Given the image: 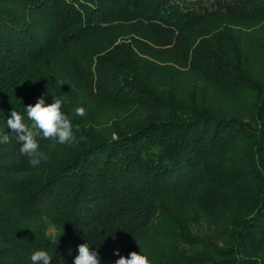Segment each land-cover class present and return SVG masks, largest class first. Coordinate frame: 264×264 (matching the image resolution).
I'll list each match as a JSON object with an SVG mask.
<instances>
[{"label": "trees", "instance_id": "1", "mask_svg": "<svg viewBox=\"0 0 264 264\" xmlns=\"http://www.w3.org/2000/svg\"><path fill=\"white\" fill-rule=\"evenodd\" d=\"M262 29L264 0H0V264H264ZM42 96L78 142L32 167L6 121Z\"/></svg>", "mask_w": 264, "mask_h": 264}, {"label": "clouds", "instance_id": "2", "mask_svg": "<svg viewBox=\"0 0 264 264\" xmlns=\"http://www.w3.org/2000/svg\"><path fill=\"white\" fill-rule=\"evenodd\" d=\"M53 97L52 104H46V99L42 96L34 106L25 107L27 118L32 121L30 125L25 122V117L15 109L11 111L6 121L7 128L12 130L11 134H14V139L21 145L20 154L29 158V164L32 167H37L41 160L47 158L43 152L39 151L38 137L52 139L61 145L78 142L70 117L61 111L62 100ZM74 115L84 117L85 108L77 106L74 109ZM10 142V135L0 132V144ZM78 252L74 264H101L98 251H92L89 243L80 244ZM114 255L119 257L115 264H149L147 256L135 251L127 257L121 256L119 251H116ZM31 261L32 264H51L52 258L45 251H36L31 255Z\"/></svg>", "mask_w": 264, "mask_h": 264}, {"label": "rangeland", "instance_id": "3", "mask_svg": "<svg viewBox=\"0 0 264 264\" xmlns=\"http://www.w3.org/2000/svg\"><path fill=\"white\" fill-rule=\"evenodd\" d=\"M262 36H264V30L262 29ZM264 41V39H261ZM264 43V42H263ZM261 71L263 73L264 80V60L261 65ZM202 99V96H199ZM208 105L217 110L218 112L226 115H237L244 116L246 108L248 107L245 100V97H233L228 96L225 97L220 90H216L215 88H210L206 95ZM49 234L53 236L55 231L53 228L50 229Z\"/></svg>", "mask_w": 264, "mask_h": 264}]
</instances>
